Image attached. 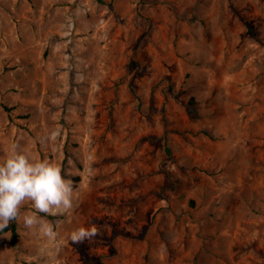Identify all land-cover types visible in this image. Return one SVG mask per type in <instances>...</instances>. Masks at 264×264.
<instances>
[{"label":"rangeland","instance_id":"rangeland-1","mask_svg":"<svg viewBox=\"0 0 264 264\" xmlns=\"http://www.w3.org/2000/svg\"><path fill=\"white\" fill-rule=\"evenodd\" d=\"M14 149L75 198L0 264H264V0H0Z\"/></svg>","mask_w":264,"mask_h":264},{"label":"clouds","instance_id":"clouds-1","mask_svg":"<svg viewBox=\"0 0 264 264\" xmlns=\"http://www.w3.org/2000/svg\"><path fill=\"white\" fill-rule=\"evenodd\" d=\"M74 186L66 173L56 163L47 159H33L23 151L14 149L0 162V232L12 220L18 221L20 206L31 202L39 213L56 215L73 207ZM24 225L31 228L40 224L45 235L51 237L53 229L46 226L43 219L26 215ZM97 234L95 227L81 226L70 234L73 243L90 240Z\"/></svg>","mask_w":264,"mask_h":264},{"label":"trees","instance_id":"trees-1","mask_svg":"<svg viewBox=\"0 0 264 264\" xmlns=\"http://www.w3.org/2000/svg\"><path fill=\"white\" fill-rule=\"evenodd\" d=\"M249 29H251V27H249ZM168 151H170V149H168ZM18 229H19L18 221L12 220L9 223V225L5 229H3V231L0 233L10 232V234H11L10 235V245L14 246V245H16L18 238L20 236Z\"/></svg>","mask_w":264,"mask_h":264}]
</instances>
